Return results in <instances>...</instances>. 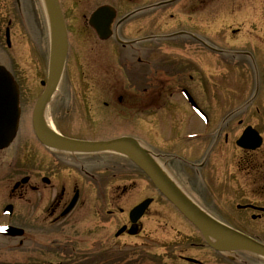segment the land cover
Returning <instances> with one entry per match:
<instances>
[{
  "label": "flooded vegetation",
  "instance_id": "flooded-vegetation-1",
  "mask_svg": "<svg viewBox=\"0 0 264 264\" xmlns=\"http://www.w3.org/2000/svg\"><path fill=\"white\" fill-rule=\"evenodd\" d=\"M55 2L66 33L61 81L64 75L82 80L77 94L83 109L86 105V121L94 125L97 118L101 131L115 126L120 130L132 128L135 133L145 123L147 140L154 142L155 136L162 137V149L170 150L154 153L152 144L146 145L173 178L183 172V166L193 172L194 184L202 181L203 170L218 185L222 169L228 194L225 200L231 205L227 217L236 223L226 225L264 246V0H237L244 6L229 7L258 14V22L248 23V30L229 26L230 37L224 49L214 39L213 26L207 33L200 29L201 15L210 24L213 22L210 19L217 14V0ZM101 8H105L102 15H95ZM26 11L32 21L39 11V23H46L48 55L51 14L46 0H0V46L3 39L6 47L11 46V28L24 23ZM109 19L108 31L99 35L92 25ZM239 34L244 39L237 41ZM216 66L237 74L233 76L239 77L241 88L235 94L240 102L234 104L231 94L224 105L216 103ZM244 88L246 92L242 91ZM94 91L101 95L102 105L90 118L89 93ZM28 125L32 130L31 118ZM160 125L163 130L158 131ZM246 130L252 131L245 138L252 142L242 147L238 141ZM31 137L38 151L48 157L47 163L42 166L32 158L37 173L29 175L36 180L41 175L39 185L27 186L31 176H26L27 182L12 188V195L24 199L25 214L21 224L8 220L18 212L10 198V214L5 215L2 209L1 215L7 220H0L4 221L0 226L22 232L14 237L0 236V257L14 250L21 258H36L13 264H78L79 256L88 264L90 254L95 255L94 264H264L263 256L248 251L217 252L207 247L199 231L169 202H158L159 208L150 215L152 201L140 217L131 220L130 211L144 199L124 210L118 202L104 198L105 191L114 184L121 193L134 189L130 179L124 185L113 183L121 168L118 160L95 157L82 162L76 171L69 165L70 156L89 155L62 154L38 143L33 132ZM119 137L142 141L129 132L106 139L77 140L107 141ZM22 147L24 152L29 151L26 144ZM178 147L183 155L172 152ZM41 185L44 186L39 188ZM201 185L205 190V184ZM47 186L54 193L41 194V201L34 202V206L24 198L27 188L32 193ZM195 187L198 188L192 184L189 189L196 190ZM90 193H94L93 198ZM74 195L75 205L64 213ZM105 202L113 204V209L104 211ZM104 214L113 224H108L111 221ZM149 217L153 225L146 221ZM120 239L133 240L127 251Z\"/></svg>",
  "mask_w": 264,
  "mask_h": 264
},
{
  "label": "rangeland",
  "instance_id": "rangeland-1",
  "mask_svg": "<svg viewBox=\"0 0 264 264\" xmlns=\"http://www.w3.org/2000/svg\"><path fill=\"white\" fill-rule=\"evenodd\" d=\"M158 1V0H154ZM237 0H229L228 3H225L224 0H217L216 2V12L217 14L210 19L213 22L210 24L207 17L201 15L200 19V29L202 32L207 33L210 26H213V29L216 31L214 35V39L218 40L217 43L220 48H226V41L230 37V32L228 27L230 28H243L249 29L246 26L248 23L258 22V14L251 13L250 10H237L231 9L229 7H242L244 5L236 3ZM240 1V0H238ZM26 6V5H25ZM256 6V5H255ZM221 7V8H219ZM26 9L27 6H26ZM28 15L24 17V23L11 28V46L8 48L4 44V39L1 41L0 46V63L6 67V69L12 74L13 79L15 80L18 88H19V99H20V110H21V119H20V127L18 129V136L14 141V144L10 147L11 150L4 151L0 155V220H7L4 216L1 215V211L5 205L10 204V198H13V202L15 208L18 212H14L13 217L8 219L11 223H22L23 216L25 214V203L23 200H18L17 194L12 195L11 190L13 186L19 182L21 179L25 178L26 176H31L29 174L37 173L35 168L32 166V163L35 162L32 158H36L39 160L42 166L46 165L47 158L43 154L38 151V148L35 147V142L32 141V130L29 129V118L31 116V110L37 99L40 97V94L43 92L44 87L40 85V82L46 81L47 76V61L48 55L45 54L46 51V44L47 41V25L42 21V15L38 11V14L34 18V21L30 20V12L26 11ZM9 15V14H8ZM11 17V15L9 16ZM165 20V19H163ZM164 22V21H163ZM167 22V21H166ZM49 24V23H48ZM242 24H245L242 26ZM50 27V24L48 28ZM214 30L212 32H214ZM221 30V31H220ZM50 31V28H49ZM226 31H228L226 33ZM155 32V31H154ZM156 33V32H155ZM3 37V31H2ZM208 37V36H206ZM243 40L244 37L242 35H238V40ZM221 41V42H220ZM263 68V63L261 64ZM230 71H225L224 68L221 69L220 66H216V73L218 74L215 77V85L217 87L216 90V103L218 105H224L227 102L228 96L232 94L233 96V103L240 102V97L235 94V91L240 90L241 86H239V77H235L233 75H237L236 73H228ZM242 80H244L242 78ZM80 82L82 80L80 78H75L74 76H67L64 75L62 81L58 86L55 96L50 101L46 115L50 123L52 124L54 130L61 134L66 135L68 138L73 139H106L110 137H116L121 135V133L129 132L131 135L139 136L140 140H142L143 144L146 145L152 144V152L157 153L159 150L164 152L165 150L162 149V141L164 139L162 137L155 136V141L150 142L147 140L148 138L145 137V130L146 126L144 123L143 127H138V132H134L131 129L127 130H120L117 129L118 127L113 126L108 131H101L103 128H100L101 124L97 122V118H95L93 124L92 122L86 121V105L84 109L82 108L81 97L77 87H79ZM84 84V83H83ZM92 84V83H91ZM85 85V84H84ZM93 87H96L95 84H92ZM91 86V85H88ZM246 92V88L242 90ZM94 94L89 93L90 98V108L88 117L91 114L96 113V109H101L99 107L102 105V100H100L101 95H98L96 91ZM250 92V90H249ZM67 95L70 97L67 98ZM264 95V94H263ZM261 96L259 95V98ZM93 98V99H92ZM99 101H95L98 100ZM238 99V100H237ZM264 101V96H262ZM105 100V99H103ZM91 118V117H90ZM94 126V127H93ZM158 131L163 130L162 126L156 128ZM27 130V132H26ZM30 135V138L29 136ZM28 139V140H27ZM33 142V143H32ZM35 143V144H34ZM23 144H26L28 147V152H24L22 147ZM9 148V149H10ZM185 149V148H183ZM26 150V149H25ZM182 149L177 148V150L172 151L175 154L183 155ZM165 152H170V150H166ZM69 156V155H68ZM98 157L99 159H103L106 161L108 159L111 160H118L121 168L118 170V175L115 176L113 183L117 184H128L130 180L134 182V186L132 190L121 193L120 189H116V184L110 187L109 190H106V196L104 197L106 200L113 199L115 202H118V205L127 210L135 203L140 202L145 198H152L154 204H152L150 209V215L154 213L156 209L159 208L158 202H166L154 189L151 183L147 180V178L141 174L132 164L126 162V160L113 153H106L99 156H81V157H72L70 156L69 165H72V168L75 170L80 164L83 162L91 161ZM162 161V160H161ZM158 163L161 164L160 166L163 168L165 174L168 176L170 181L179 189L181 190L184 195L188 199H190L200 210H202L205 214L210 215V217L216 221L222 222L224 224L235 225L236 223L229 222L227 214L230 211L231 205L230 202H226L225 198H228L227 190L225 187L224 178L225 175L223 174V170L220 169L219 171V179H221L220 183L217 185L216 181H213L211 174H204L203 170H200L202 175V181L198 182V184H194L196 177H194L193 172L191 169H187L186 167L181 166L180 169L183 172H179L178 175H174V178L171 173L166 170L163 164L158 160ZM77 171V170H76ZM72 172H75L74 170ZM177 172V171H176ZM71 173V172H70ZM44 174V172H41ZM72 174V173H71ZM39 179L41 175H38ZM177 177V178H176ZM198 177V175H197ZM39 179L33 178L29 180L27 186H37L39 185ZM130 179V180H129ZM194 182V183H193ZM38 183V184H37ZM190 183V184H189ZM204 185V189H202V185ZM195 187L196 190H190L189 187ZM186 185L187 186L186 188ZM199 185V186H198ZM44 185L39 186L42 188ZM38 188V189H39ZM45 190H39L38 192H30V189L27 188V192L24 196L25 199L31 201L32 206H34V202L41 201V194H48L54 193V190L51 186L44 187ZM90 197H94V193H90ZM81 198V195H80ZM84 198V194L82 195ZM25 202V201H24ZM27 202V201H26ZM236 202H233L235 204ZM240 203V202H239ZM90 204V203H89ZM113 204H106L104 205V211L113 209ZM33 210V209H32ZM31 210V213H32ZM105 219H109L111 222L108 224H113V220L108 218L104 214ZM146 221L151 223L152 225V218H146ZM4 221H0L3 223ZM15 222V223H14ZM87 223V222H86ZM149 223V224H150ZM88 224V223H87ZM108 228V227H106ZM121 243H125L123 250H128V245L132 244L133 240H124L120 239ZM203 243V241H202ZM204 245V244H203ZM130 247V245H129ZM5 254L0 257V264H13V263H25V262H32L35 261L36 255L31 256L30 259L21 258V255L14 250H9ZM203 258V257H202ZM88 264L96 263L95 255L90 254L88 256ZM204 259H207L204 258ZM76 261L78 264H85L83 260H80V256L77 258Z\"/></svg>",
  "mask_w": 264,
  "mask_h": 264
},
{
  "label": "water",
  "instance_id": "water-1",
  "mask_svg": "<svg viewBox=\"0 0 264 264\" xmlns=\"http://www.w3.org/2000/svg\"><path fill=\"white\" fill-rule=\"evenodd\" d=\"M46 1L50 7L51 22L55 31V43L50 50L47 80L45 83L42 82V85H45V89L37 100L32 113V129L38 142L47 148L58 151L83 154L115 152L126 157L149 179L157 192L199 231L208 247L217 252L243 250L264 257V246L253 239L213 219L214 223L201 221L174 192L170 184L158 173L149 160V153L143 149L136 140L128 137H121L109 141H78L59 135H51L42 129V115L60 80L66 54L65 30L56 2L55 0ZM103 10H105V8L99 9L96 11L95 15H102ZM110 21L111 19L99 25L96 21L92 26L99 35H102L108 31ZM18 119V87L9 72L0 66V150L8 147L13 140L18 127ZM251 132V130L244 131L242 137L238 141L240 146L246 147V145L252 142H250L251 139L248 141L245 139ZM249 147L250 149H254L255 146ZM25 181L26 179L22 182ZM75 201L76 196L64 213H67L72 208ZM150 202L151 199H147L133 208L130 211V219L135 221L140 217ZM9 209L10 208H7V210ZM12 230L13 229L0 228V233L18 235L16 232L13 233Z\"/></svg>",
  "mask_w": 264,
  "mask_h": 264
},
{
  "label": "bare ground",
  "instance_id": "bare-ground-1",
  "mask_svg": "<svg viewBox=\"0 0 264 264\" xmlns=\"http://www.w3.org/2000/svg\"><path fill=\"white\" fill-rule=\"evenodd\" d=\"M55 43V31H54V26H52V46H54ZM42 129L51 135H55V131L54 128L52 126V124L50 123V121L47 118L46 115V110H44L43 115H42V123H41ZM150 162L152 163V165L156 168V170L158 171V173L167 181L168 184H170V186L172 187V189L174 190V192L184 201V203L190 208V210L197 216L199 217V219L201 221H204L206 223L210 222V223H214V221L206 214L203 213L202 210H200L190 199H188L186 197V195H184V193L179 190L168 178V176L165 174L163 168L160 166V164L158 163V161L153 158L150 157L149 158Z\"/></svg>",
  "mask_w": 264,
  "mask_h": 264
}]
</instances>
